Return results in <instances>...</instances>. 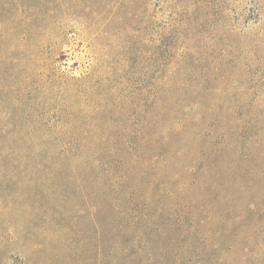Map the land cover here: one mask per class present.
I'll use <instances>...</instances> for the list:
<instances>
[{"label": "rangeland", "instance_id": "1", "mask_svg": "<svg viewBox=\"0 0 264 264\" xmlns=\"http://www.w3.org/2000/svg\"><path fill=\"white\" fill-rule=\"evenodd\" d=\"M0 264H264V0H0Z\"/></svg>", "mask_w": 264, "mask_h": 264}, {"label": "trees", "instance_id": "2", "mask_svg": "<svg viewBox=\"0 0 264 264\" xmlns=\"http://www.w3.org/2000/svg\"><path fill=\"white\" fill-rule=\"evenodd\" d=\"M217 178H218V177H215V179H217ZM85 181H86V179H85ZM109 181H110V180H108V179H107V184L109 183ZM84 197H85V195H84ZM94 210H96V211H97V210H98V208H97V207H95V209H94ZM90 220H92V221H93V225H94V226H95V224H97V223H96V221H95V215H93V216L91 217V219H90ZM115 223H116V222H113V223H111V225H110V226H111V227H113V228H115V227H116ZM87 242H88V241H87ZM85 257H86V250H84V249H83V258H85Z\"/></svg>", "mask_w": 264, "mask_h": 264}]
</instances>
